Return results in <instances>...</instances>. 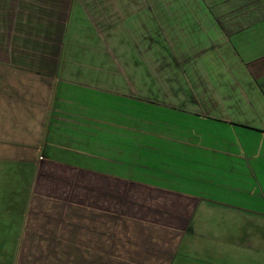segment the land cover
<instances>
[{
    "label": "crops",
    "instance_id": "obj_1",
    "mask_svg": "<svg viewBox=\"0 0 264 264\" xmlns=\"http://www.w3.org/2000/svg\"><path fill=\"white\" fill-rule=\"evenodd\" d=\"M0 264H264V0H0Z\"/></svg>",
    "mask_w": 264,
    "mask_h": 264
}]
</instances>
